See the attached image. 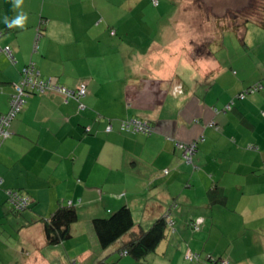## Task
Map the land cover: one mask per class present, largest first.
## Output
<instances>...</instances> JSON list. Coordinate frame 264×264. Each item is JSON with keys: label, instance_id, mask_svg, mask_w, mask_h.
I'll use <instances>...</instances> for the list:
<instances>
[{"label": "crops", "instance_id": "obj_1", "mask_svg": "<svg viewBox=\"0 0 264 264\" xmlns=\"http://www.w3.org/2000/svg\"><path fill=\"white\" fill-rule=\"evenodd\" d=\"M144 2L151 5L149 0H24L14 10L13 0H0V48L13 52L11 60L0 53V116L9 111L30 62L60 86L87 89L80 100L57 93L30 96L11 122V136L0 147V227L16 228L23 244L39 234L35 252L24 251L25 264H64L65 257L77 264H218L219 259L264 264V91L239 98L252 85H264V59L236 67L216 57L209 47L217 38L213 22L198 11L200 26H208L205 34L179 19V31L185 32L173 36L171 18L132 17L125 27L120 11L139 10ZM154 6L159 8V1ZM104 8H117L110 13L118 12V18L106 19ZM21 11L26 26L8 28L4 18ZM105 23L118 27L113 39L103 35ZM205 44L206 54L195 50ZM130 119L150 121L155 133L121 131ZM190 142L197 144L192 164L177 146ZM215 185L223 188L225 204H211L208 192ZM10 190L32 199L29 218H47L72 202L79 215L73 239L85 238L84 243L48 246L41 223L23 226L25 217L7 213ZM125 205L136 231L172 212L173 236L145 260L119 253L120 243L101 249L92 228L94 218ZM229 213L242 225L225 224L221 218ZM83 216L89 218L88 236L82 223L77 226ZM197 217L205 223L195 233L190 223ZM47 247L49 256L42 251ZM192 252L201 255L200 262L189 258Z\"/></svg>", "mask_w": 264, "mask_h": 264}, {"label": "rangeland", "instance_id": "obj_2", "mask_svg": "<svg viewBox=\"0 0 264 264\" xmlns=\"http://www.w3.org/2000/svg\"><path fill=\"white\" fill-rule=\"evenodd\" d=\"M149 1L151 5H148L144 2L141 4L139 10H134L133 12H130V10L124 9L123 11H120L121 18L124 17L126 19L125 22L128 23L125 27H128L129 24L134 21H128L132 19V17H134L135 19L139 18L140 20H143V22L144 19H146L145 22H149L152 18L155 19V21L161 18L159 19V21L163 22V19L167 20L168 18H171V34L173 36H177V33L185 32V28H183L182 31H179L180 26H178V24L176 23L179 22V19H181L182 21L185 20L186 23L190 25L191 23H194L193 26L195 27H201L200 29L203 30L198 31L202 32V34H205V27L208 26H200L199 21H197L198 14L197 12H195L198 11V13L200 12L199 15H202L204 20L210 19V21L213 22L214 26L212 29H215V31L213 30V32L217 33V38L215 39L214 44L209 45V47L216 57H220L222 61H233L235 62L236 67H239L240 64L244 62L248 63L252 62V60L256 62L259 56L264 59V53H262L264 49V30L256 24V15L264 16V0H158L160 3L159 8L154 6L153 0ZM114 4L119 5L116 2ZM165 5H168V9H165ZM182 6H186L187 10L183 12L181 10ZM113 9H103V12H105L106 19L110 18L111 16L113 19L118 18V12L114 11L115 17L111 15L110 10ZM249 11H254L256 15L252 16L251 14H249ZM246 13L250 15V17H247V19H250L249 22H247L248 24L246 25L245 29L246 46H243L241 44L239 38L236 36L234 31L228 30L223 33V37L221 39V43L223 44V46L222 48H219L217 41L219 40L221 34L220 28L222 26L240 24L243 20H245ZM113 25L114 24L111 23L109 27L107 26V23H105L103 25V35L106 34L107 37L113 39V35L111 34V32H114L115 35V30H117V32L119 31L118 27L116 25ZM151 29L153 28L151 27ZM151 32L155 33L154 30H151ZM258 44H261V46H259ZM204 46L206 47V44L203 45V47ZM203 51L205 52V54L207 53L206 48H204ZM194 56L195 55H193V57ZM88 219L89 218H86V216H83L80 219V223L77 225L80 226L81 223L83 224V229L86 230L87 236V226L89 225ZM221 220H223V222L228 225L229 223H232L235 226L242 225V220L237 214L235 215L229 213V215L224 218H221ZM252 234L253 233H251V235ZM38 235L39 234L36 233L33 234L35 241H33L32 243L27 242L26 244H23L24 236L23 234H19L16 228L11 227L10 224L8 227H6V229L0 227V264L27 263L24 251L26 250L30 254H33L35 252V247L33 246V243L40 241ZM171 236L173 235L171 234V231L168 228L166 240H169ZM84 240L86 239L83 238L76 241L75 239L71 238L68 241L77 244V246L79 247V244H83ZM48 248L50 247H47L42 250L46 256H49L47 250ZM63 262L64 264H77V262H74L72 259L66 257L63 259ZM143 262L144 261L140 262V264H144Z\"/></svg>", "mask_w": 264, "mask_h": 264}, {"label": "trees", "instance_id": "obj_3", "mask_svg": "<svg viewBox=\"0 0 264 264\" xmlns=\"http://www.w3.org/2000/svg\"><path fill=\"white\" fill-rule=\"evenodd\" d=\"M155 1L158 2V0H154L153 1L154 4H155ZM249 14H251L252 16L256 15L254 11L253 12L249 11ZM249 14L246 13L245 20H243L240 24L222 26L220 28L221 34H220L219 40L217 41L219 48H222L223 46V44L221 43L223 33L228 30L234 31L236 36L239 38L241 44L243 46H246L245 29H246V25L248 24L247 22H249V19H250V18L247 19V17H250ZM256 16H257L256 24L264 30V16H260V15H256ZM112 35L114 36V34ZM204 48L205 46L198 47L196 51L199 52L203 50ZM0 53H5V52H0ZM5 54L7 55V57H9L7 53ZM9 59L11 60L10 57ZM22 76L23 74L21 72V80H22ZM41 77L45 80L51 78V77H44L42 73H41ZM21 80L17 84H20ZM252 87H261L257 92H253V93H260L264 91V85L262 82L256 83L252 85L251 87H249L248 89ZM57 94H60V93L57 92ZM10 102H11V99L9 101V110H10ZM1 117L2 116H0V118ZM138 120H141V119H138ZM141 121H147L148 123L152 124L148 120H141ZM120 129L121 131L126 132V133L142 134L145 136H151L152 134L155 133L154 132L151 135H146L144 133H134L130 131L128 132L122 129V123H121ZM3 141L4 140L0 139V147ZM10 191L13 192L12 195L7 194L6 196L7 213L12 214L15 218L25 217L23 219V226H29V225H35V224L41 223L44 228L45 241L48 246H56V245L62 244L63 242H66L70 240L71 238H73L72 227L78 222L79 215H78L77 209L75 208V205L72 202L71 204L70 202H68L67 204H60V206L56 209V211H54V213L47 218L40 217V216H35V217L32 216L31 218H29V217H26L27 214L34 213V203L32 202V199L27 194L22 192L21 190H10ZM13 194L18 195L19 197L27 198L26 206L20 208L16 206L14 203H12ZM208 198L211 204H217V203L225 204L226 203V195L224 193L223 188L219 185H215L209 190ZM198 218L199 217L195 218L190 223V227L192 231L195 233L200 232L202 230V226L205 223V218H203L204 222L202 226L200 227V230L196 231L194 229V223L196 219ZM170 219H172V221L175 222L174 219L172 218V212L168 211L165 214V216L157 219L148 229L141 228L142 227L141 226L139 231H136L135 222H134L131 209L125 205V206L120 207L118 210L114 212H109L108 215H106V217L94 218L91 224H92V228L95 232L97 241L101 249L106 250L120 243L121 246L119 249V253H121L122 255L124 254L129 255L130 257L136 260H145L150 254L155 253L159 245L166 239L167 230L168 228L171 227ZM192 254L196 256L194 259H192L193 262H196V263L200 262L201 255L196 252H192ZM217 261L219 262L218 264H223L222 259H219ZM97 264H113V263H110L107 260H101Z\"/></svg>", "mask_w": 264, "mask_h": 264}, {"label": "built area", "instance_id": "obj_4", "mask_svg": "<svg viewBox=\"0 0 264 264\" xmlns=\"http://www.w3.org/2000/svg\"><path fill=\"white\" fill-rule=\"evenodd\" d=\"M155 5H158L157 1H155ZM112 34H114V32H112ZM38 38H40V34ZM0 52H5L11 59L13 58V52L10 47L4 49L0 48ZM22 74V80L20 84H17L15 86V93L11 97L10 110L8 111V113L2 115V117L0 118V139L2 140H5L11 136V132L9 131L11 122L24 109L27 99L30 96L58 92L62 94L66 99L80 100L87 95V89L84 86L74 90L58 85L56 80H54L53 78H49L46 80L43 79L41 77L40 71L36 67V64L33 62H30L27 66H25L22 71ZM260 88L261 87H252L246 90L245 92L239 94V98L244 99L246 95L253 92H257ZM230 108L231 106H229L227 109ZM209 126L214 127L215 123L212 122L209 124ZM122 129L128 132L130 131L134 133H144L146 135H151L156 130L152 124L148 123L147 121H141L138 119L123 121ZM111 131L112 126H109L107 132ZM177 146H179L183 150L184 161L188 164H192L193 158L197 152V144L195 142L184 144L177 143ZM165 174H168V171H165ZM12 193L13 192L11 191L8 192V194L10 195H12ZM12 203L22 208L26 206L27 198L19 197L18 195L13 194ZM203 222L204 219L202 217L196 219L194 223V229L196 231H199ZM195 257L196 256H194L192 253L189 255L190 259H194Z\"/></svg>", "mask_w": 264, "mask_h": 264}, {"label": "clouds", "instance_id": "obj_5", "mask_svg": "<svg viewBox=\"0 0 264 264\" xmlns=\"http://www.w3.org/2000/svg\"><path fill=\"white\" fill-rule=\"evenodd\" d=\"M24 0H13V9H21ZM28 20L27 15L24 12H19L14 18L9 19L7 16L4 18V23L8 28H20L23 29L26 26Z\"/></svg>", "mask_w": 264, "mask_h": 264}]
</instances>
